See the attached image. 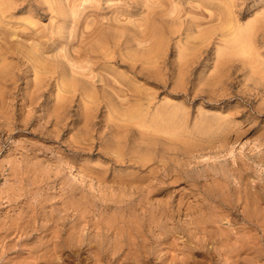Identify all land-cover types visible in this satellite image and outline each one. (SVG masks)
Instances as JSON below:
<instances>
[{
    "label": "rangeland",
    "instance_id": "obj_1",
    "mask_svg": "<svg viewBox=\"0 0 264 264\" xmlns=\"http://www.w3.org/2000/svg\"><path fill=\"white\" fill-rule=\"evenodd\" d=\"M4 1L0 264H264V0Z\"/></svg>",
    "mask_w": 264,
    "mask_h": 264
},
{
    "label": "bare ground",
    "instance_id": "obj_2",
    "mask_svg": "<svg viewBox=\"0 0 264 264\" xmlns=\"http://www.w3.org/2000/svg\"><path fill=\"white\" fill-rule=\"evenodd\" d=\"M2 1H4V0H2ZM0 3H1V2H0ZM4 3H5V1H4ZM1 4L3 5V3H1ZM1 4H0V5H1ZM149 24H150V23H149ZM147 25H148V23H147ZM150 25H151V24H150ZM153 26H154V24L151 26L152 29H153V28L155 29V27H153ZM147 27H150V26H147ZM223 27H224V26H223ZM115 28H116V27H115ZM156 28H157V27H156ZM147 29H148V28H147ZM150 29H151V28H149L148 30L150 31V34H152V29H151V30H150ZM154 29H153V30H154ZM224 29H225V28H224ZM230 29H231V28H230ZM118 30H119V28H118ZM118 30H117V31H118ZM120 30H121V29H120ZM120 30H119V32H120ZM123 30H124V29H123ZM148 30H146V32H145L146 34H147ZM156 30H157V32L160 31V30L158 31V29H156ZM225 30H228V29L226 28ZM114 31H115V33H117L115 29H114ZM114 31H113V32H114ZM206 31H208V30H206ZM206 31H205V32H206ZM222 31H224V30H222ZM210 32H211V31H210ZM121 33H122V31L119 33V36L121 35ZM145 33H144V34H145ZM153 33H155V32L153 31ZM208 33H209V32H208ZM208 33H206V34H208ZM122 34H123V33H122ZM156 34H157V33H156ZM161 34H162V33L159 32V35H161ZM206 34H205V35H206ZM101 35H102V33H101ZM135 35H136V34H135ZM119 36L117 35L116 37H119ZM136 36L138 37V35H136ZM136 36H134V37L136 38ZM150 36H151V35H150ZM150 36H148V37L150 38ZM157 36H158V34L156 35V37H157ZM101 37H102V36H101ZM140 37H141V36H140ZM140 37H138V38H140ZM146 37H147V36H146ZM148 37H147V38H148ZM160 37H161V36H160ZM201 37H202V36H201ZM203 37H204V36H203ZM203 37H202V38H203ZM144 38H145V37H144ZM147 38H145V39L147 40ZM152 38H153V37H152ZM158 38H159V37H158ZM158 38H157V39H158ZM154 39H156V38H154ZM157 39H156V40H157ZM98 40H99V39H98ZM102 40H104V39H102ZM102 40H100V41H102ZM137 40H138V39H137ZM140 40H141V39H140ZM142 40H143V39H142ZM156 40H155V42H154V43H155V46L159 47L158 45H156V43H157ZM158 40H159V39H158ZM235 40H236V38H235ZM105 41H106V40H105ZM148 41H149V40H148ZM163 41H164V40H163ZM163 41H162V42H163ZM233 41H234V40H233ZM233 41H232V42H233ZM98 42H99V41H98ZM103 42H104V41H103ZM103 42H100V44L103 43ZM158 42H159V41H158ZM160 42H161V38H160ZM162 42H161V44H162ZM234 42H235V43H236V42L238 43V41H234ZM154 43L152 44V42H151V44H152L151 47H152V48L154 47V46H153ZM164 43H165V42H164ZM157 44H159V43H157ZM230 44H231V42H230ZM96 46H97V45H96ZM100 46H101V47H100ZM100 46L98 45V47H100L101 50H103L102 47H104V46H106V45L102 44V45H100ZM160 46L162 47V45H160ZM106 47H107V46H106ZM163 48H164V45H163ZM163 48H162V50H163ZM149 49L151 50V48H149ZM153 49H155V48H153ZM97 50H98V49H97ZM101 50H100V51H101ZM32 51H34V50H32ZM103 51H107V50L104 48ZM134 51H135V50H134ZM134 51H133V52H134ZM142 51H144V50H142ZM146 51H147V50H146ZM135 52H136V51H135ZM158 52H159V50H158ZM161 52H162V51H161ZM161 52H160V53H161ZM31 53L33 54V56L37 55V53H36L35 51H34V53H36L35 55H34L33 52H31ZM130 53H132V52H130ZM144 53H145V52H144ZM147 53H148V54H146V55H149V54H151L152 52H151V53L147 52ZM133 54H134V53H133ZM140 54L142 55V52H141ZM104 55H105V54H104ZM137 55H138V54H137ZM143 55H145V54H143ZM153 55H155V53H152L151 57H152ZM162 55H163V54H162ZM107 56H110V55L108 54ZM107 56H106V57H107ZM132 56H133V55H132ZM132 56H130V57H132ZM135 56H136V54H135ZM138 56H139V55H138ZM159 56H160V55H158V57H159ZM31 57H32V56H31ZM36 57L38 58V56H35V58H36ZM130 57H128V58L130 59ZM144 57H145V56H144ZM144 57H143V58H144ZM148 57H150V56H148ZM110 58H111V57H109V59H110ZM135 58H136V57H135ZM155 58H156V57H155ZM161 58H162V57H161ZM193 58H194V57H193ZM32 59H33V58H32ZM140 59H141V61H142V57H141ZM144 59H145L144 61L146 62L148 58L145 57ZM134 60H135V59H132V61H134ZM150 60H152V59H150ZM150 60H149V62H150ZM36 61H38V60L36 59ZM137 61H138V59H137ZM139 61H140V60H139ZM144 61H143V63H144ZM155 61H158V59H157V60L154 59V61H151V62L153 63V62H155ZM149 62H147V63H145V64L147 65V64H149ZM69 64H70V63H69ZM45 66H46V64H45ZM47 66H48V65H47ZM49 66H50V65H49ZM70 66H71V65H70ZM0 70H1V69H0ZM49 70H50V68H49ZM66 70H67V69H66ZM68 71H69V69H68ZM115 71H116V70H115ZM116 72H117V71H116ZM65 73L67 74V71L64 72V74H63V75L66 76ZM119 73H120V72H119ZM68 75H69V73H68ZM68 75H67V76H68ZM72 75H73V74H72ZM72 75H71V77H72ZM122 75H123V74H122ZM122 75H121V76H122ZM67 76H66L65 78H67ZM122 77H123V76H122ZM43 78H44V77H43ZM43 78H41V76H40V78L38 77V79H39V80L41 79V81H42ZM125 78H126V76H125ZM125 78H124V79H125ZM68 79H70V78H67V80H68ZM71 79H72V78H71ZM43 80H44V79H43ZM125 80H126V79H125ZM51 81H52V80H51ZM114 81H116L115 78H114ZM127 81H129V79H128ZM122 82H124V81H122ZM130 82H131V81H130ZM124 83H125V82H124ZM132 83H133V82H132ZM72 84H74V83H72ZM57 85H59V84H57ZM74 85H75V84H74ZM120 85H121V84H120ZM132 85H133V84H132ZM134 85H135V84H134ZM69 86H70V85H69ZM121 86H122V85H121ZM66 87H67V86H66ZM130 88H131V87H130ZM134 88H135V87H134ZM62 89H63V88H62ZM64 89H65V88H64ZM64 89H63V91H64ZM70 89H71V87H70ZM137 89H138V88L136 87V90H137ZM73 90H74V89L72 88V92H73ZM138 90H139V89H138ZM65 91H67V90L65 89ZM65 91H64V92H65ZM68 91L70 92V90H68ZM68 91H67V92H68ZM133 91H134V90H133ZM132 93L134 94V92H132ZM137 93H138V92H137ZM1 94H2V93H1ZM1 94H0V95H1ZM50 97H51V96H50ZM59 99H63V97L61 98V96H60ZM64 99H65V98H64ZM64 99H63V101H64ZM109 99H110V98H109ZM112 100H113V99H112ZM59 101H60V100H59ZM114 101H115V100H114ZM109 102L112 103L110 100H109ZM115 102H117V101H115ZM115 102H114V103H115ZM138 103H139V102H138ZM61 104H64V103H62V101H61ZM115 104H117V103H115ZM134 104H135V103H134ZM136 104H137V103H136ZM109 105L111 106V104H109ZM112 105H113V104H112ZM140 105H142V104H140ZM164 105L167 106L168 103H167V104L164 103ZM57 106H58V105H57ZM60 106H61V105H60ZM60 106H59V107H60ZM118 106H119V105H118ZM118 106H117V107H118ZM135 106H136V105H135ZM147 106H148V105H147ZM173 106H174V104H173ZM108 107H109V106H108ZM141 107H142V106H141ZM60 108H61V107H60ZM62 108H63V107H62ZM113 108H114V107H113ZM115 108H116V107H115ZM120 108H123V107H120ZM132 108H134V105H133ZM144 108H145V107H143L142 109H144ZM171 108H172V106H171ZM174 108H175V107H173L172 109H174ZM177 108H178V107H177ZM177 108L175 109V111L180 110V109H177ZM110 109H111V107H110ZM138 109H139V108H138ZM61 110L63 111V109H61ZM61 110H60V111H61ZM128 110H130V109H128ZM131 110H133V109H131ZM136 110H137V109H136ZM139 110H141V109H139ZM139 110L136 111V114H137V115L139 114V112H141V111H139ZM145 110H147V109H145ZM145 110H144V111H145ZM170 110H171V109H170ZM58 111H59V110H55V112H58ZM117 111H118V110H117ZM138 111H139V112H138ZM171 111H173V110H171ZM171 111H169V112H171ZM180 111H181V110H180ZM109 112H111V111L109 110ZM119 112H120V111H119ZM126 112H127V111H126ZM152 112H153V113H151V114H154V111H152ZM157 112H158V111H155L156 114H157ZM164 112H166V111H164ZM62 113H63V112H62ZM114 113H115V112H114ZM129 113H130V112H129ZM131 113H132V112H131ZM148 113H149V116H150V111H149ZM148 113H147V116H148ZM160 113H161V112H160ZM160 113L157 114V115H160ZM167 113H168V112H167ZM171 113H172V114L175 113L174 115H176L178 112H171ZM171 113H170V115H171ZM110 114L113 115L112 113H110ZM121 114H122V113H121ZM141 114H142V113H141ZM141 114H140V116H141ZM156 114H155V115H156ZM164 114H165V113H163V115H164ZM180 114H181V113H180ZM55 115H57V114L55 113ZM59 115H60V114H59ZM157 115H156V117H158ZM166 115H168V114H166ZM170 115H168V117H172V116H170ZM178 115H179V114H178ZM57 116H58V115H57ZM134 116H135V114L133 115V117H134ZM140 116H139V117H140ZM149 116H148L147 118H149ZM181 116H182V114H181ZM112 117H113V116H112ZM117 117H118V116H117ZM152 117L156 119V124H157V126H158V123H159V122L162 123V124H165V120H163L164 122H161V120L163 119L162 116L160 117V118H162V119L159 120L158 123H157V118L154 117V115H152ZM120 118L123 119V118H125V117H120ZM135 118H136V117H135ZM137 118H138V117H137ZM137 118H136V119H137ZM153 118H152V119H153ZM158 118H159V117H158ZM164 118H165V115H164ZM174 118H175V117L173 116V120H174ZM182 118H183V116H182ZM182 118H180V119L178 120L179 122H178V125L176 124V125H177L176 128H174V129H172V130H171L170 128H169V129H170L171 131H174V130L176 129L175 132H176L177 134H180V132H181V133L184 132V131H182V130H184V127H183V128L181 127V130H180L179 132H177V131H178V130H177V129H178L177 127H178V126H182V124L180 125L179 123H184V122H182V120H183ZM115 119H116V116H115ZM117 119L119 120V118H117ZM122 119H121V120H122ZM130 119H131V118H130ZM149 119H150V120H149ZM149 119H148V120L150 121V124H151V121L154 122V121L151 119V117H150ZM170 119H171V118H170ZM170 119L168 118V120H170ZM177 119H178V118H177ZM181 119H182V120H181ZM127 120H128V119H127ZM127 120H126V121H127ZM133 120H134V119H133ZM146 120H147V119H146ZM180 120H181V122H180ZM129 121L131 122V120H129ZM141 121H142V119H141L139 122L137 121V123L140 124ZM170 121H171V120H170ZM170 121H168V123L166 122V124H169V125L171 124V126H172V124H173L172 127H174V126H175L174 123H171V122H173V121H171V122H170ZM175 121L177 122V120H175ZM208 121H209V122H208L207 124H210L211 122H215L217 125H219V123L216 122L217 120L214 121V119H213L211 122H210V120H208ZM218 121H219V119H218ZM119 122L122 123V124H123V123H124V124H127V123L124 122V119H123L122 122L119 120ZM176 122H175V123H176ZM137 123H136V124H137ZM147 123H148V122H147ZM160 123H159V124H160ZM116 124H117V123H116ZM118 124H119V123H118ZM118 124H117V125H118ZM133 124H134V123H133ZM136 124H134V125H132V126H130V127L133 128ZM143 124H144V122L141 123L140 125H142V128H145V130L147 131V130L149 129V127H147V126H144V127H143ZM212 124H214V123H211V125H212ZM117 125H116V126H117ZM140 125H138V126H140ZM147 125H149V124H147ZM183 125H184V124H183ZM211 125H210V126H211ZM214 125H215V124H214ZM214 125H213V128L216 127V126H214ZM121 126H122V125H121ZM125 126H128V125H125ZM125 126H124V128H125ZM136 126H137V125H136ZM138 126H137V127H138ZM150 126H151V125H150ZM152 126H153V125H152ZM155 126H156V125H155ZM167 126H168V125H167ZM119 127H120V126H119ZM146 127H147L148 129H147ZM159 127H160V129H162L161 126H158V128H159ZM164 127H165V126H164ZM164 127H163V128H164ZM168 127H170V126H168ZM168 127H167V129H168ZM172 127H171V128H172ZM206 127L208 128V126H206ZM218 127H219V126H218ZM120 128H121V127H120ZM122 128H123V126H122ZM124 128H123V129H124ZM139 128L141 129V127H139ZM151 128H153V129H152V132H154V126L151 127ZM151 128H150V129H151ZM204 128H205V127H204ZM117 129H119V128L117 127ZM117 129H116V131L121 135L120 132H121V130L123 131V129H121V130L119 129L120 132H119ZM137 129H138V128H137ZM150 129H149V130H150ZM169 129H168V130H169ZM210 129H212V128H210ZM210 129L208 128V129H206V130H209V131H210ZM125 130H126V129H125ZM132 130H133V129H132ZM132 130L130 129L131 132H132ZM141 130H142V129H141ZM149 130H148V131H149ZM170 130H169V132H170ZM134 131H135V130H134ZM134 131H133V132H134ZM142 131H143V130H142ZM155 131H156V132L158 131L160 135H161V133H162V131H161V130H157V128L155 129ZM124 132H125V131H124ZM152 132H151V133H152ZM160 132H161V133H160ZM165 132H168V131L165 129ZM165 132L163 131V133H165ZM175 132H174V133H175ZM149 133H150V132H149ZM124 134H125V133H124ZM131 134H133V133H131ZM138 134H139V129H138ZM140 134H142V136H143V133H142V132H141ZM140 134H139V135H140ZM144 134H148V133L144 132ZM152 134H156V133L154 132V133H152ZM152 134L149 135V136L152 137ZM157 134H158V133H157ZM157 134H156V136H157ZM159 134H158V135H159ZM166 134H167V133H166ZM170 134L173 135V136H172V139L174 138V136L177 137V135L173 134L172 132H171ZM184 134L186 135L185 132H184ZM115 135H116V134H115ZM125 135H127V134H125ZM135 135H136V137H135L133 140H135V142H136L135 144H137V143H138L137 141H139V140H138V139H139V136H137V134H135ZM180 135L182 136L183 134H180ZM185 135H184V136H185ZM123 136H124V135H123ZM132 136H133V135H132ZM162 136H163V135H162ZM165 136H166V135H165ZM168 136H169V134L167 135V137H168ZM170 136H171V135H170ZM170 136H169V137H170ZM184 136H182L183 139H184ZM116 137H117V136H116ZM121 137H122V136H121ZM129 137H130V136H129ZM137 137H138V138H137ZM154 137H155V136H154ZM122 138H123V137H122ZM140 138H141V139H144V137H143V138L140 137ZM145 138H146V137H145ZM147 139H148V138H147ZM150 139H151V140H149V141H154V140H152V138H150ZM164 139H165V138H164ZM168 139H170V138H166L165 140H168ZM116 140H117V139H116ZM122 140H123V139H122ZM136 140H137V141H136ZM144 140H145V139H144ZM144 140H143V141H144ZM155 140H156V138H155ZM170 140H171V139H170ZM175 140H176L175 142L178 141L177 138H175ZM118 141H119V140H118ZM118 141H117V142H118ZM120 141H121V140H120ZM127 141H128V140H127ZM146 141H147V140H146ZM149 141H148V143H149ZM156 141H158V139H157ZM168 141H169V140H168ZM181 141H182V140H179V143H181ZM158 142H160V141H158ZM163 142H164V141H163ZM175 142L172 141V143H175ZM119 143H120V142H119ZM121 143H122V141H121ZM128 143H129V142H128ZM130 143H131V142H130ZM140 143H142V142H140ZM156 143H157V142H156ZM167 143H168V142H167ZM167 143H165L166 146L168 145ZM151 144H152V142H150L149 145H151ZM154 144H155V143H153V145H154ZM160 144H161V143H160ZM162 144H163V143H162ZM162 144H161V145H162ZM169 144H171V143H169ZM144 145H146V144H144ZM165 145H163V146H165ZM174 145H179V144H174ZM180 145H181V144H180ZM171 146H173V144H171ZM134 147H135V146H134ZM140 147H143V146H140ZM146 147H147V146H146ZM152 147H153V146H152ZM157 147H158V146H157ZM161 147H162V146H161ZM180 147H181V146H180ZM136 148H139V147H137V145H136ZM155 148H156V147H155ZM167 148H169V147H167ZM167 148H166L165 150H168ZM173 148H174V147H173ZM177 148H179V146H178ZM139 149H140V148H139ZM143 149H144V148H143ZM143 149H142V150H143ZM171 149H172V148H171ZM111 150H112V149H111ZM140 150H141V149H140ZM147 150L150 151L149 149H147ZM147 150H145V151H147ZM160 150H161V149H160ZM163 150H164V149H163ZM182 150H183V149L181 148V151H182ZM137 151H138V150H137ZM148 151H147V152H148ZM154 151H155V150H154ZM158 151H159V149H158ZM161 151H162V150H161ZM161 151H160V152H161ZM171 151H172V150H171ZM173 151H175V150H173ZM173 151H172V152H173ZM178 151H180V150H178ZM178 151H177V152H178ZM183 151H184V153H185V150H183ZM183 151H182V152H183ZM139 152H141V151H139ZM142 152H143V151H142ZM156 152H157V151H156ZM166 152H167V151H166ZM166 152H163V151H162V154H163V153H166ZM168 152L170 153V151H168ZM130 153H131V152H130ZM132 153H133V152H132ZM132 153H131V154H132ZM143 153H144V152H143ZM123 154H124V153H123ZM123 154L120 155V156H121V159H122V158L125 159V157H126V155H127V154H126V155L124 154L125 157H122ZM128 154H129V153H128ZM131 154H130V155H131ZM136 154H137V152H136L134 155H136ZM139 154H140V156H141V153H138V155H139ZM170 154H171V153H170ZM173 154H175V153L173 152ZM124 155H123V156H124ZM130 155H127V156L129 157ZM134 155H132V156H134ZM167 155H168V154H167ZM178 155L180 156V154H178ZM182 155H183V154H182ZM109 156H110V155H109ZM136 156H137V155H136ZM136 156H134L133 158H134V159H137V158H135ZM148 156H149V155H148ZM164 156H165V154H164ZM143 157L145 158V156H143ZM116 158H117V157H116ZM119 158H120V157H119ZM144 158H143V159H144ZM146 158L148 159V157H146ZM165 158H166V157H165ZM168 158H169V155H168ZM170 158H171V157H170ZM201 158L206 159V160H209V159H208V158H209L208 156H201ZM113 159H114V158H113ZM147 159H146L145 161H147ZM152 159H154V156H153ZM155 159H156V158H155ZM179 159H181V158H179ZM122 160H123V159H122ZM126 160H127V159H126ZM128 160H129V158H128ZM130 160H131V159H130ZM138 160H139V157H138ZM149 160H151V159H149ZM149 160H148V162H149ZM164 160H165V159H164ZM113 161H114V160H113ZM115 161H116V160H115ZM117 161H119V159H118ZM120 161H121V160H120ZM123 161H124V160H123ZM123 161H122V162H123ZM139 161H140V163H141V161H144V160H139ZM145 161H144V162H145ZM153 161H154V160H153ZM158 161H159V160H158ZM129 162H131V161H129ZM129 162H128V163H129ZM134 162H136V161H134ZM134 162H133V163H134ZM137 162H138V161H137ZM151 162H152V160L150 161L149 165L151 164ZM164 162H166V160H165ZM164 162H163V165L165 166V164H167V163L164 164ZM202 162H204V161H202ZM125 163H127V162L125 161ZM131 163H132V162H131ZM140 163H138V165H139ZM145 163H146V162H145ZM157 163H158V162H157ZM160 163H162V162H160ZM136 164H137V163H136ZM177 164H179V163H177ZM127 165H128V164H127ZM140 165H141V164H140ZM143 165H146V164L143 163ZM147 165H148V164H147ZM147 165H146V166H147ZM133 166H134V165H133ZM141 166H142V165H141ZM157 166H161V165L158 164ZM157 166H156V167H157ZM164 166H163V167H164ZM178 166H179V165H178ZM136 167H137V166H136ZM149 167H150V166H149ZM156 167H154L155 170L158 169V167H157V169H156ZM163 167H162V168H163ZM138 168H140V167H138ZM142 168H143V167H142ZM147 168H148V167H147ZM167 168H168V167H167ZM167 168H166V169H167ZM159 169H160V167H159ZM168 169H170V168H168ZM143 171H144V170H143ZM153 171H154V170H153ZM174 171H175V170H173V173H174ZM178 171H179V169H178ZM178 171H177V173H178ZM151 172H152V171H150V173H151ZM154 172H155V171H154ZM103 173H104V172H103ZM152 173H153V172H152ZM152 173H151V175H153ZM156 173H157V172H156ZM97 174H99V173H97ZM171 174H172V173H171ZM104 175H105V174H104ZM127 175H128V174H126V176H127ZM173 175H174V174H173ZM98 176H99V175H98ZM101 176H102V175L100 174V177H101ZM130 176L132 177L133 175L130 174ZM154 176H155V174H154ZM127 177H128V176H127ZM131 177H130V178H131ZM133 177H134V176H133ZM142 177H143V176H142ZM145 177H146V176H145ZM145 177H144V178H145ZM149 177H150V174H149V176H148V179H149ZM173 177H176V176H173ZM178 177H179V176H178ZM118 178H119V177H118ZM120 178H121V177H120ZM135 178H136V176H135ZM137 178L139 179L140 177L138 176ZM146 178H147V177H146ZM152 178H153V176H152ZM152 178H150L149 180H151ZM157 178H158V177H157ZM159 178H160V177H159ZM159 178H158V179H159ZM101 179H102V178H101ZM125 179H128V178H125ZM153 179H154V178H153ZM174 179H175V178H174ZM178 179H179V178H178ZM114 180H116V179H114ZM121 180H123V178H122ZM121 180H119V181H121ZM133 180H134V179H133ZM149 180H148V181H149ZM116 181H117V180H116ZM116 181H115V182L113 181V182L116 184V183H117ZM130 181H131V180H130ZM136 181H137V180H136ZM148 181H147V179H146V182H147V183H148ZM122 182H125V181H122ZM126 182H127V181H126ZM126 182H125V183H126ZM146 182H144L143 184H145ZM125 183H124V184H125ZM128 183H129V181H128ZM132 183H134V182H132ZM136 183H137V182H136ZM151 183H152V182H151ZM151 183H150V184H151ZM118 184H120V182H119ZM122 184H123V183H122ZM126 184H127V183H126ZM129 184H130V183H129ZM92 185H93V184H92ZM130 185H131V184H130ZM132 185H133V184H132ZM139 185L143 186L142 184H139ZM94 186H95V185H94ZM148 186H149V185H147V188H148ZM153 186H154V185H153ZM153 186H152V187H153ZM155 186H156V185H155ZM91 187H92V186H91ZM114 187H115V186H114ZM116 187H117V186H116ZM118 187H120V186H118ZM123 187H124V186H123ZM145 187H146V186H145ZM94 188H95V187H94ZM129 188H130V187H129ZM129 188H128V189H129ZM135 188H136V187H135ZM141 188H142V187H141ZM90 189H91V188H90ZM111 189H113V188H111ZM126 189H127V187H126ZM133 189H134V187H133ZM136 189H137V188H136ZM151 189H152V188H151ZM114 190H115V189H114ZM116 190H117V189H116ZM147 190H148V189H147ZM154 190H155V188H154ZM154 190L152 189L153 192H154ZM120 191H121V190H120ZM132 191H134V190H132ZM137 191H138V189H137ZM137 191H136V192H137ZM127 192H128V190H127ZM130 192H131V191H130ZM150 192H151V191H150ZM119 193H120V192H119ZM133 193H134V192H133ZM154 193H155V192H154ZM134 194H135V193H134ZM141 194H142V193H141ZM150 194H151V193H150ZM142 195H143V194H142ZM119 196H120V195H119ZM119 198H120V197H119ZM125 198H126V197H125V194H124V198H122V199L124 200ZM142 198H143V197H142ZM120 199H121V198H120ZM143 199H144V198H143ZM144 200H145V199H144ZM200 202H201V201H200ZM69 208H71V207H69ZM67 210H68V209H67ZM65 219H66V218H65ZM120 222H121V221H120ZM122 223H123V222H122ZM129 223H130V222H129ZM112 224H113V223H112ZM124 225H125V224H124ZM124 225H123V226H124ZM110 226H111V225H110ZM128 226H129V225H128ZM125 227H126V226H125ZM112 228H113V227H112ZM116 228H117V227H116ZM118 228H119V227H118ZM127 228H128V227H127ZM133 228H134V227H133ZM109 229H110V228H109ZM202 230H203V229H202ZM205 230H206V229H205ZM94 231H95V230H94ZM108 231H109V230H108ZM113 231H114V229H113ZM206 231H207V230H206ZM206 231H205V234H206ZM122 232H123V231H122ZM125 232H126V231H125ZM172 232H173V231H172ZM128 233H129V232H128ZM132 233H133V232H132ZM138 233H139V232H138ZM173 233H174V232H173ZM141 234H142V233H141ZM210 234H211V233H210ZM93 235H94V234H93ZM96 235H98V234H96ZM115 235H116V234H115ZM127 235H128V234H127ZM133 235H134V234H133ZM135 235H136V234H135ZM168 235H169V234H168ZM213 235H214V234H213ZM82 236H83V235H82ZM100 236H101V235H100ZM119 236H120V235H119ZM97 237H98V236H97ZM101 237H102V236H101ZM116 237H117V236H116ZM116 237H115V238H116ZM126 237H127V236H126ZM130 237H131V235H130ZM139 237H140V236H139ZM142 237H143V236H142ZM99 238H100V237H99ZM109 238L111 239V237H109ZM112 238H113V237H112ZM131 238H132V237H131ZM140 238H141V237H140ZM79 239H80V238H79ZM95 239H98V238H95ZM100 239H101V238H100ZM117 239H118V238H117ZM124 239H125V238H124ZM107 240H108V239H107ZM141 240H142V239H141ZM144 240H145V239H144ZM212 240H213V239H212ZM214 240H215V238H214ZM77 241H79V240H77ZM84 241H85V240H84ZM127 241H128V240H127ZM137 241H138V240H137ZM80 242H81V241H80ZM105 242H106V241H105ZM112 242H113V241H112ZM120 242H121V241H120ZM144 242H145V241H144ZM215 242H216V241H215ZM223 242H224V241H223ZM101 243H102V240H101ZM101 243H100V244H101ZM103 243H104V242H103ZM135 243H136V241H135ZM218 243H219V242H218ZM57 244H58V243H57ZM110 244H111V243H110ZM125 244H126V242H125ZM128 244H129V243H128ZM55 245H56V244H55ZM58 245H59V244H58ZM101 245H102V244H101ZM78 246H79V245H78ZM130 246H131V245H130ZM134 246H135V244H134ZM137 246H138V245H137ZM212 246H213V245H212ZM223 246H224V245H223ZM91 247H92V246H91ZM96 247H97V246H96ZM96 247H95V248H96ZM125 247H126V246H125ZM208 247H209V246H208ZM214 247H215V245H214ZM214 247H213V248H214ZM216 247H217V246H216ZM53 248H54V244H53ZM55 248H56L55 251H57V247H56V246H55ZM93 248H94V247H93ZM108 248H109V246H108ZM133 248H134V247H133ZM210 248H211V247H210ZM224 248H225V247H224ZM40 249H41V248H40ZM60 249H61V248H60ZM71 249H72V248H71ZM74 249H75V248H74ZM81 249H82V248H81ZM81 249H80V250H81ZM100 249H101V247H100ZM105 249H106V248H105ZM111 249H112V248H111ZM114 249H116V248H114ZM137 249H138V248H137ZM139 249H140V247H139ZM211 249H212V248H211ZM45 250H46V249H45ZM47 250H48V249H47ZM62 250L65 251L64 248H63ZM66 250H68V249H66ZM78 250H79V247H78ZM82 250H83V249H82ZM94 250H95V249H94ZM101 250H102V249H101ZM208 250H209V249H208ZM38 251H40V250H38ZM49 251H51V250H49ZM55 251H54V252H55ZM64 251H63V252H64ZM71 251H72V250H71ZM76 251H77V250H76ZM97 251H98V250H97ZM97 251H95V252H97ZM217 251H218V250H216V252H217ZM45 252H46V251H45ZM63 252H62L61 254H64ZM74 252H75V251H74ZM78 252H79V251H78ZM98 252H99V251H98ZM98 252H97V255H95V256H98V258H99L100 254L98 255ZM100 252H101V251H100ZM100 252H99V253H100ZM49 253H50V252H49ZM56 253H58V251H57ZM68 253H69V252H68ZM72 253H73V252H71V253L68 254L67 256L72 255ZM107 253H108V252H107ZM47 254H48V253H47ZM51 254H53V253H51ZM51 254H50V256H52ZM58 254H60V253H58ZM250 254H251V253H250ZM39 255H40V254H39ZM41 255H42V254H41ZM55 255H56L55 258H57V254H55ZM55 255H54V256H55ZM108 255H109V254H108ZM112 255H114V254H112ZM223 255H224V254H223ZM44 256H45V255H44ZM54 256H53V257H54ZM59 256L61 257V255H59ZM59 256H58V257H59ZM75 256H76V255H75ZM226 256H227V254H226ZM60 257H59V259H60ZM112 257H114V256H112ZM118 257H119V256H118ZM221 257H222V256H221ZM41 258H42V257H41ZM44 258H45V257H44ZM55 258H54V260H56V261L59 263L60 260L55 259ZM61 258H62V257H61ZM75 258H76V257H75ZM77 258H78V257H77ZM77 258H76V259H77ZM66 259H67V257H66ZM70 259H71V258H70ZM93 259H94V257H93ZM37 260H38V259H37ZM48 260H49V259H48ZM48 260H47V262H49ZM68 260H69V259H68ZM68 260H67V261H68ZM78 260H79V259H78ZM94 260H95V259H94ZM96 260H97V258H96ZM44 261H45V259H44ZM50 261H51V260H50ZM56 261H55V262H56ZM63 261H64V260H63ZM74 261H75V260H74ZM76 261H77V260H76ZM92 261H93V260H92ZM140 261H141V260H140ZM41 262H42V261H41ZM64 262H65V261H64ZM69 262L71 263V260H70ZM102 262H103V261H102ZM168 262H169V261H168ZM53 263H54V262H53ZM75 263H76V262H75ZM95 263H97V262H95ZM38 264H40V263H38ZM46 264H47V263H46ZM51 264H52V263H51ZM54 264H57V263H54ZM59 264H60V263H59ZM66 264H67V263H66ZM68 264H69V263H68ZM72 264H73V261H72ZM91 264H92V263H91ZM93 264H94V261H93ZM103 264H104V263H103Z\"/></svg>",
    "mask_w": 264,
    "mask_h": 264
}]
</instances>
